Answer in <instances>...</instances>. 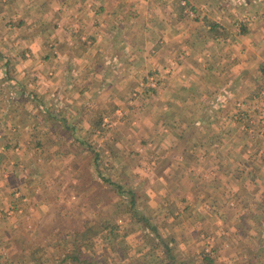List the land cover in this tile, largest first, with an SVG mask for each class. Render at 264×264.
<instances>
[{
    "label": "rangeland",
    "instance_id": "obj_1",
    "mask_svg": "<svg viewBox=\"0 0 264 264\" xmlns=\"http://www.w3.org/2000/svg\"><path fill=\"white\" fill-rule=\"evenodd\" d=\"M260 8L0 0V264H264Z\"/></svg>",
    "mask_w": 264,
    "mask_h": 264
},
{
    "label": "crops",
    "instance_id": "obj_2",
    "mask_svg": "<svg viewBox=\"0 0 264 264\" xmlns=\"http://www.w3.org/2000/svg\"><path fill=\"white\" fill-rule=\"evenodd\" d=\"M260 10L261 11H263L264 9L263 8H260ZM253 20H254V26L258 29V28H261V31H262V33L261 32H259V30H258V32H259V39H260V37H262V38H264V16H262V17H255V18H253ZM254 36H256V34H254ZM253 45H255V46H253V48H254V50H255V52L253 51V49H252V51H253V53L255 54V60H256V58H257V60L259 59H261L262 60V62H264V50H261L260 51V48H259V45L258 44H253ZM258 48V49H257ZM249 50H251L250 49V47H249ZM259 50V51H258ZM81 53H79V55H80ZM259 63V62H258ZM258 63H257V65H258ZM256 65V67L258 68V66ZM237 72V74L239 73L238 71H236ZM179 76H181L182 77V75H177V74H171V75H168V77L165 79V83L166 84H171L172 86H179V82H180V79H179ZM182 86V85H181ZM177 102H175V105L176 106H179V105H177L176 104ZM185 105L186 106H189V105H187L186 103H185ZM39 208V206L37 207V209H36V211H35V213H37L40 209H38ZM46 213V212H45ZM45 213H43L40 217H44V214ZM39 217V218H40ZM70 259L72 260V263H70V264H79V263H77V261L74 259V257H70ZM67 261H70V260H68L67 259Z\"/></svg>",
    "mask_w": 264,
    "mask_h": 264
},
{
    "label": "trees",
    "instance_id": "obj_3",
    "mask_svg": "<svg viewBox=\"0 0 264 264\" xmlns=\"http://www.w3.org/2000/svg\"><path fill=\"white\" fill-rule=\"evenodd\" d=\"M73 257V256H72ZM74 259H75V257H74ZM76 260V259H75Z\"/></svg>",
    "mask_w": 264,
    "mask_h": 264
}]
</instances>
